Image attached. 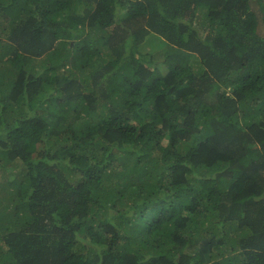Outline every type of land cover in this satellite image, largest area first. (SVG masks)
<instances>
[{"label":"trees","instance_id":"trees-1","mask_svg":"<svg viewBox=\"0 0 264 264\" xmlns=\"http://www.w3.org/2000/svg\"><path fill=\"white\" fill-rule=\"evenodd\" d=\"M0 264H264V0H0Z\"/></svg>","mask_w":264,"mask_h":264},{"label":"rangeland","instance_id":"rangeland-1","mask_svg":"<svg viewBox=\"0 0 264 264\" xmlns=\"http://www.w3.org/2000/svg\"><path fill=\"white\" fill-rule=\"evenodd\" d=\"M159 43H158V38L153 37L152 35L147 39V43L144 44L143 50L147 52L150 51V53H154L157 50L159 51L161 49V46Z\"/></svg>","mask_w":264,"mask_h":264}]
</instances>
